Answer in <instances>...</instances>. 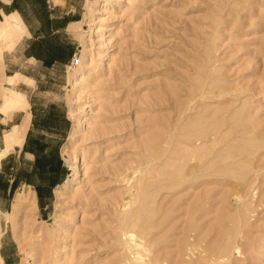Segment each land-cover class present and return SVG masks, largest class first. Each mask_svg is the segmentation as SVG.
Listing matches in <instances>:
<instances>
[{"label":"rangeland","instance_id":"obj_1","mask_svg":"<svg viewBox=\"0 0 264 264\" xmlns=\"http://www.w3.org/2000/svg\"><path fill=\"white\" fill-rule=\"evenodd\" d=\"M20 5L0 109L22 92L32 125L9 195L0 177L3 264H264V0Z\"/></svg>","mask_w":264,"mask_h":264},{"label":"crops","instance_id":"obj_2","mask_svg":"<svg viewBox=\"0 0 264 264\" xmlns=\"http://www.w3.org/2000/svg\"><path fill=\"white\" fill-rule=\"evenodd\" d=\"M0 2L6 3L4 7L2 6L0 7V12L3 13V17L0 18V21L4 20L5 17H11L17 14L21 18L24 28L26 29V30L25 29L23 30V34L19 38H15L13 40V42L16 40L15 41V45H16L20 42L22 38L25 37L26 33L28 34L31 33L29 29V25H28L29 23L27 22V16L25 14V9H23L22 6L20 5L22 2L25 3V0H0ZM39 42L37 43V45L38 44L42 45L46 42V40L42 39ZM30 51L31 49L29 51L27 50V53L34 54ZM29 56L31 55L29 54ZM17 74H20V73H16L13 75H7L6 80L11 77H14ZM20 75L25 78L24 75L22 74ZM16 92L18 93L19 91H16ZM19 93L24 97L23 99L25 101V94L22 92H19ZM2 104L0 105V108ZM28 108L25 109V106H23V108L14 109L11 113L3 112L0 109V177H3V175H5V177L3 178V182L8 181V183L6 182L7 183V187H6L7 195H9L11 191V188L14 184V179L16 177L18 178V170L20 166L17 165V161H19L21 157L27 154L26 146L28 143V138H29L28 135H29L30 128L32 125V118H31L32 116ZM26 110H27V117H25ZM19 112H21L22 114H20ZM16 126H19V127L21 126L24 129L20 137V144H15L14 147L11 148L6 153V155L2 156L3 152L6 150V143H9L12 141L11 138L13 134L11 135V133L13 131V128ZM25 127H26V130H25ZM8 135H11L9 141L7 139L9 137ZM7 173L9 175H7ZM8 176H10V178L12 177V179L9 180ZM24 184H28V183L24 182Z\"/></svg>","mask_w":264,"mask_h":264},{"label":"bare ground","instance_id":"obj_3","mask_svg":"<svg viewBox=\"0 0 264 264\" xmlns=\"http://www.w3.org/2000/svg\"><path fill=\"white\" fill-rule=\"evenodd\" d=\"M102 4H104V3H102ZM5 97V103H6V105H8V106H18V105H21V104H24V102H25V106H26V101H24V99H23V97H22V95H20L19 93H17V92H15L14 90H12V89H9V92L8 93H6L5 95H4ZM26 108H28V105L25 107V109ZM82 122V125H84V123L86 124L87 122H86V120H84V121H80V123ZM204 144V142L202 143V145ZM201 155V154H200ZM0 264H3V259H2V257H1V255H0Z\"/></svg>","mask_w":264,"mask_h":264}]
</instances>
